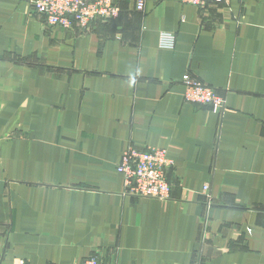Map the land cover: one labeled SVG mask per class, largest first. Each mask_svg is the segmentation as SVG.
I'll return each mask as SVG.
<instances>
[{
  "label": "crops",
  "instance_id": "crops-1",
  "mask_svg": "<svg viewBox=\"0 0 264 264\" xmlns=\"http://www.w3.org/2000/svg\"><path fill=\"white\" fill-rule=\"evenodd\" d=\"M114 2L80 29L0 0V264H264V0ZM130 148L166 151L170 200L127 193Z\"/></svg>",
  "mask_w": 264,
  "mask_h": 264
},
{
  "label": "built area",
  "instance_id": "built-area-1",
  "mask_svg": "<svg viewBox=\"0 0 264 264\" xmlns=\"http://www.w3.org/2000/svg\"><path fill=\"white\" fill-rule=\"evenodd\" d=\"M183 4L204 5L208 0H180ZM218 5H227L230 0H209ZM38 14L45 17L51 27L72 26L87 29L95 22L115 19L119 8L114 0H32ZM135 9L142 11L145 0H135ZM175 38L170 33H162L159 46L173 49ZM183 98L186 103L210 106L220 115L226 108L225 99L212 87L185 76ZM166 151L150 148L145 151L128 149L121 157L117 172L123 177V184L129 195L135 198L167 201L171 199V184L166 178V169L171 166ZM206 190V189H205ZM18 264H27L20 261ZM75 264H99L97 258L90 257Z\"/></svg>",
  "mask_w": 264,
  "mask_h": 264
}]
</instances>
